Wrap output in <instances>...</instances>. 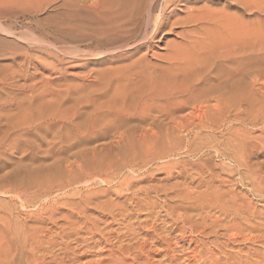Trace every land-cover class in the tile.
Segmentation results:
<instances>
[{
  "label": "bare ground",
  "instance_id": "obj_1",
  "mask_svg": "<svg viewBox=\"0 0 264 264\" xmlns=\"http://www.w3.org/2000/svg\"><path fill=\"white\" fill-rule=\"evenodd\" d=\"M259 2L255 3L262 6L261 8H255V3L250 4L254 7L245 4L242 8L248 12L256 10L253 15L255 20L250 23L252 27L242 21V23L238 21L236 23L238 17L235 15L234 23H230L234 25V28H231L233 26L229 24V21L234 18L227 13L230 7L229 0H54L57 7L69 12L65 27L59 25L50 28V35L44 34L41 41L35 39L34 34H31L29 38L20 35V40L29 42L28 44L38 41L37 44H42L41 49L35 46V49L29 48L31 54L29 52L24 54V60H26L22 67L18 66L19 70L11 73V79L0 81V157L10 151L21 154L24 146L26 147L23 153L29 151L31 158L37 157L39 151L35 152V150L41 149L43 145L52 149L53 146L60 147L65 140L73 139L77 143L76 146L89 141H99L109 137V134H114L113 144L118 146L116 148L118 155L125 156L127 161L120 159L125 160L126 163L120 159L122 165L118 163L120 165L112 166V163L110 173L107 175L102 172L105 167H100L102 164L104 166V163L99 166V170L93 168L91 172L80 161L89 158L85 151L83 154H74L73 161L70 164L67 162L69 179L65 184H55L54 187L52 185L51 191L49 193L45 191L46 193L41 196L46 198L52 195V191L65 193V190L73 189V185L77 184L74 179L78 180V177L82 175L88 183L99 178L103 184H108L115 180L118 172L121 173L125 169L132 170V173L136 172L135 164L128 161L132 153L129 156L122 151V147H125L122 143L126 136L118 131L117 125L123 123L116 122L123 118L146 122L143 126H147L149 121L152 122L150 132L156 129L153 126H158L157 122L165 123L163 128L167 125L178 132L183 131L182 133L184 131L188 133L191 127L193 129L196 127L212 134L220 127L226 126L231 130V137H228L230 141L228 139V142L224 144L226 151H230L233 160L243 168L245 179L248 180L253 193H256L258 197L264 196V163L262 166L256 164V167H254L255 164L251 165V160L258 151L264 155V3H261L264 1ZM222 3L225 4L222 10L213 9ZM3 23L0 18V25ZM1 30L12 36L17 33H15L14 25H5ZM82 31H85L88 48L75 49L79 52L77 54L76 51L65 49V43L71 42L65 37ZM171 36L175 37V40L168 42ZM163 43H166V48L163 49L165 53L155 54L156 45ZM51 46L57 49L62 48L61 54L69 59L79 56H103L109 58L104 60L105 63L118 62L123 65H112L104 73L94 77V81L88 82L90 85L85 87L93 89L92 101L76 100L70 115L65 116L69 112L66 111L59 117L51 118L57 123H43L51 112L36 115V105L39 100L41 106L49 107L45 95L38 94V84L42 83L40 84L42 88H47L53 81L49 80L52 75L45 81H38L36 75L38 65L34 63L40 58L32 55V52L46 51V54H52L57 59L55 61L63 66L65 60L49 50L48 47ZM59 71L63 75V71L61 69ZM195 111H201V114L193 120L192 115ZM185 112L190 113L184 117L179 116ZM73 116L79 120H73ZM81 118H85V122H79ZM100 120L108 123L100 124ZM42 124H49V127L42 130L40 129ZM139 126H141L140 122ZM120 127L122 129L123 126ZM65 128L69 134L64 133ZM100 130H104L105 133L99 135ZM49 135L57 139L58 143L44 141ZM147 135L149 133H144L143 137L147 138ZM155 135L156 133L153 132V136ZM62 148L60 147L61 151H57L54 155L65 154L66 149L62 150ZM103 152L104 150L94 148L92 155L95 158ZM42 153V159L46 160L49 159L52 151ZM137 156L134 154L135 158ZM134 159H132L133 162L136 160ZM149 162L147 164L150 165ZM3 165L4 162H0V171ZM142 166L145 167L143 164ZM42 170L45 172L43 167L36 168L33 172L43 173ZM212 173L215 175L216 172ZM85 180L84 184H87ZM139 180H134L130 176L127 187L124 186L125 189H121L123 186H117L114 197L116 195L120 197L118 193L121 191L134 193V196L136 193L137 195L145 193L142 188L137 190L138 186L142 185V181ZM1 182L2 178L0 187ZM160 184L163 186L155 185L157 187L150 186L151 188L146 189L143 200L142 197H135L145 206L141 203V205L136 204L137 201L130 197L132 201H136L134 202L136 209L131 208L132 203L126 205L127 200L123 204L116 201L111 203V199L110 203L99 204L95 202L99 197L89 194L82 197L79 205H72L71 212L69 211L66 217L62 215L59 219L56 217L58 210L54 209L55 206L52 208L41 204L42 210L45 211V219H42L44 217L42 215L40 216L42 221L38 220L40 228L38 237L34 236L36 240L30 237L32 242H36L34 252L41 250L52 254L53 264H183L182 260H185L184 264H264V212L258 211V208L254 209L252 204L251 207L247 204L242 206L232 204L235 207L227 205L224 191L217 189V185L215 188L209 184L207 189L206 186L203 187L206 190L201 194H192L187 193L186 188H184L185 191H176L179 183L177 185L175 183L173 184L175 186H171L179 204L176 202L177 204L174 203V206L171 204L167 209L160 208L171 220V224L163 223L164 226H162L158 224L160 219L159 212L156 213L157 204L148 202L150 195L167 196L170 194L168 192L172 191V188L168 189L164 183ZM181 185L178 188H181ZM228 190L225 189L226 193ZM0 192L4 195L1 188ZM233 192L228 196L234 195ZM75 195H77L76 192L72 194L74 197ZM228 196L226 198L231 199ZM124 197L125 195L122 198ZM185 202H192L194 205L192 207L180 205ZM92 205L98 208V212L102 211V219H107L106 223H102L104 220L101 222L99 218H90L87 209H92ZM177 211L181 213L179 212L180 214L176 216ZM143 212L147 213L145 219H141L140 216ZM46 213L47 220L52 224L51 228L43 226L48 222ZM114 224L122 226L119 232L113 230L114 228L111 229ZM189 224L191 225L189 230L187 227L183 229ZM54 228L58 231L52 233ZM36 232L33 234L35 235ZM41 234L48 235L47 240L40 239ZM187 244L188 249L185 248ZM54 250H57L58 254H53ZM94 254L97 259L83 262L84 258ZM155 257L161 259L155 261ZM35 258V263L40 264L37 257Z\"/></svg>",
  "mask_w": 264,
  "mask_h": 264
},
{
  "label": "rangeland",
  "instance_id": "obj_2",
  "mask_svg": "<svg viewBox=\"0 0 264 264\" xmlns=\"http://www.w3.org/2000/svg\"><path fill=\"white\" fill-rule=\"evenodd\" d=\"M241 1H246V2L242 3ZM241 1L240 0H237V1L229 0L230 7L227 13L232 18H234V19L230 18L232 20L229 21V24L234 23L233 20H235V15H237L236 17L238 18L235 21L236 23L237 21L238 23L245 22L247 23V26L252 27V24L250 23H253L255 20L254 19L255 16L253 15L256 10H251L250 12H248L247 10H243L242 8H244L245 4L246 6L254 7L250 4L253 3L254 5L255 2L257 3L259 1H264V0H254V1L252 0L253 2H251L250 0H241ZM261 3L263 4L264 2H261ZM258 4H260V2ZM224 5L225 4L222 3L219 6H215L213 9H217V10L219 9L220 11L221 8L223 9ZM257 5L255 6V8L262 7V6L260 7V5L258 6ZM68 17H69V12L64 8L60 9L59 7H57V4L54 3V0H0V18H2L4 22L2 25H0V81L2 79H7V78L11 79L10 77L11 73L14 70H19L18 66L22 67L23 63L26 60V59L24 60L25 58L24 54L26 52H29L31 54V52L28 50L29 48L35 49V47H37L41 49L42 44L41 45L37 44L38 41H33L32 44H28L29 42L20 40L19 38L20 35H25L24 38L26 37L29 38L31 34H34L35 39L41 41V38L43 37L44 34L47 33L50 35V31H49L50 28L56 27L59 25H63L65 27ZM239 17H240V22H239ZM5 25L7 26L14 25L16 29L15 33L16 32L17 33L13 36L3 33L1 28L4 29ZM230 25L233 26L231 28H234L233 24H230ZM73 36H75V38H73ZM65 38L71 40L70 42L71 44L65 43L64 45L66 47L65 49L72 50V51H76L75 49L86 50L89 46L88 42L85 40L86 39L85 31H82L81 33L77 32L75 34L68 35ZM74 39H76L77 41H75ZM174 40H175V37L173 36L168 38V42H171ZM165 48H166V43H163L161 45H156L154 49V53L155 54L165 53L164 52L165 50H163ZM48 49L58 54V56H60L65 61H64V65L60 66V64L56 62L57 59L54 58L52 54H46V51L32 52V55L36 57L39 56L40 58L39 61L34 63L35 65H38L36 69V75H37L38 81H45L47 80V77L49 76L51 77V75L52 77L49 80L53 81L52 85L47 88H42V86L40 85L42 83L38 84L39 86L38 94L45 95L46 102L49 107L41 106V103L39 100L38 104L36 105V109H37L36 115H39V114H42L48 111L51 112V115L47 119H45L43 123H46V122L57 123V122L52 121L51 118L59 117L60 114L65 113L66 111H69V112L65 116L70 115L73 109L74 102L76 100L92 101L94 97L93 95H91V91L93 89H89L85 86L90 85L89 83L94 81L93 80L94 77H98L99 75L104 73L108 68H110L112 65L114 66L123 65L118 62L105 63L104 60H109V58H104L103 56H90V57L89 56L88 57L79 56L76 58L74 57L75 59L73 57H70L69 59L61 54L62 48L57 49L51 46V47H48ZM77 53L79 52L76 51V54ZM67 62H70V63H67ZM60 69L63 71V75L59 71ZM86 76L88 78H86ZM89 77H92V78L89 79ZM14 93H17V92H14ZM189 113L190 112H185L183 114H180L179 116L184 117L188 115ZM200 114H201V111L200 112L195 111L194 115H192V119L195 120L197 116ZM72 119L75 121L79 120V118H74V116L72 117ZM82 121L85 122V118H81L79 122H82ZM119 122L123 124L117 125V126L119 127L123 126V127L122 129H120L121 127L120 128L118 127V131H120V133L126 136L124 139L126 142L123 141L124 143H122L123 146H125V147H122L123 148L122 151L123 153L125 151L129 156L131 155L130 153H132L133 156L131 155L128 161H130L132 164L133 163L135 164L134 166H135L136 172L132 173L133 172L132 170L130 171V169L128 170L125 169L124 171H122L123 173L118 172L117 177L116 178L114 177L115 180H113L112 182H109L108 184L107 183L103 184L102 180L99 178L97 179L95 178L94 181H90L88 183L87 180H85L86 179L85 176L82 175L81 177H78V180H75L76 178L74 177L75 178L74 181L77 182V184L73 185V189H70V190L67 189L65 190L66 191L65 193L52 191L51 196L46 197V198L45 197L41 198L42 194L46 192L49 193L51 191L50 188H52V185L54 187L55 184L59 185V184H65L67 182V180L69 179L68 177L70 176L67 174L68 169L66 168H67L68 163L70 164L73 161L72 157L74 154H80V153L83 154L85 151V154H87L89 158H85L82 160L79 159L81 162H83V164L82 163L81 164L84 167H87V169L89 168L90 171L91 170L93 171V168H96L97 170H99L100 167L101 168L105 167L104 170H102V172L109 175L110 173L109 169L112 163H113L112 166H117L122 163L120 160L125 159V156L120 157L118 155V149H116L118 148V146L117 145L114 146L113 144L114 134H109L108 135L109 137H106L105 139H101L99 141H89L83 144L80 143L76 146L75 144L77 143L73 139L65 140V142L62 143L60 146L61 148L66 147V148H62V150L66 149L65 154L57 153L56 156L54 154H56L57 151H61L59 150L60 148L58 147L59 145L53 146L54 148L52 149H50L46 145H43L41 149L35 150V152L39 151V154L37 157H32L33 159L29 156L30 155L29 151H26L27 153L25 152L23 153L26 146L23 147L24 149L21 154L20 153L16 154L14 151H10L8 154L0 157V162L2 163L4 162L3 168L0 171L1 173L0 177L2 178V182H3V183L1 182L2 186L0 188H1V191L4 192V195L0 194V264H36L34 261V259H36L35 257H37V260L40 264H53L51 262L52 254H49L41 250L39 251L35 250L34 252L33 250L34 248H36V245H34L36 244V242L35 241L32 242V240L33 239L36 240V237H38V232H39L38 230L40 228L38 224L40 222L38 220L41 219L42 215L44 216L42 217V219H45V211L42 210L41 204H44L45 206L52 207V208L55 206L54 209L58 210L57 212L58 215H56V217L59 218V216H62V215H65L64 217H66V215L69 214V211L71 212V208L73 207L72 205H79L81 203L82 197L83 196L86 197L89 194L91 195L94 194L93 196L99 197V198H96V201H95L96 203H99V204L103 202L104 203L109 202L111 199L110 201L111 203L113 201H116L117 203L123 204L127 200L128 203L126 205H129L131 203L133 204L136 201H137L136 204L141 205L142 203L140 202L141 203L140 204L139 201L136 200L137 198L135 197H138V196L140 198L142 197V200H143V198L145 197L144 194L146 193V189L151 188L152 186L154 187L155 185H157L158 187L159 185L163 186L160 184L161 182L164 183L165 186L167 185L168 189L172 188V186H175L179 183V185L176 186L177 189L175 188L176 191H179V190L183 191L184 188H186L188 189L187 193L191 192L192 194H195V193L201 194V192L205 191L207 189V186L211 184L215 188L217 185L218 186L217 189L219 188V190H222L221 192L224 191L223 194L226 199L227 205L229 204L231 206L232 204H235L236 206H242L243 204H247L248 207H251V204H252L254 209L257 210L258 208V211L264 212V196L258 197L256 193H253L248 180L245 179L243 168L239 167L236 161L233 160L232 153L230 151L229 152L226 151L227 148L224 144H226L228 142V139L231 137L230 136L231 130L229 129V127L227 128L226 126L223 128L220 127L221 129H224V128L225 129L221 130L219 128L217 132L212 133L214 135L213 136L211 133H209V131H206V130L204 131L198 128L196 129V127L194 129L191 127L190 128L191 131L189 130L188 133L186 131H184V133H182L183 131L182 132L179 131L180 132L179 133L178 130L168 127L167 125L165 126V128H163L165 123L161 124V122L160 123L157 122L158 126L157 125L153 126L156 128L153 131L156 133V135L153 136V132H150L151 131L150 128L152 127L151 125L152 122L150 123V121H149L150 125L149 123H147L148 124L147 126L146 125L143 126L146 122H142L140 120L131 119V118H123L122 120H119L116 123H119ZM139 122L141 126H139ZM87 123H88V120H87ZM99 123L103 124V123H108V122H105L104 120H100ZM127 123H130V124H127ZM77 124L80 125V123H77ZM48 127H49V124L40 125V129L42 130L47 129ZM236 127L237 126H234L235 129H238ZM63 131L65 134H69V131H67L66 128ZM123 132H126V133H123ZM73 133H75V130H73ZM104 133H105L104 130H100L99 135H102ZM144 133H147V134L149 133V135H147V138L143 137ZM52 135H49L48 139L44 141L48 143H58V140L53 138ZM198 139L199 141H197ZM200 141H201V144H199ZM41 142L42 140L39 141V144ZM81 145L82 146L84 145V146L80 147ZM106 145L110 147H107ZM76 147H79V148L77 149ZM105 147H107L108 150ZM94 148H99V150H104L103 154L101 153L95 156L94 158V156L92 155V150ZM101 148H105L106 151L105 149H101ZM50 150L52 151V153L49 155V159L43 160L42 152H48ZM134 154L138 156L135 158ZM68 158H70L71 160ZM157 158L160 160H158ZM132 159H134L135 161L133 162ZM161 159H164V160H161ZM256 159H257V163H255ZM88 160L89 162L91 161L90 164ZM125 160H122V161L126 163L127 160L126 161ZM252 160H255V161L252 162ZM252 160H251L252 166H254V164H255L254 167H256V164L257 165L261 164L262 166V163H264L263 153L258 151V154L256 156L254 155ZM149 161H151V163ZM148 162L150 163V165L147 164ZM91 163H93L92 166H90ZM102 163H104V166ZM205 163L206 165H204ZM142 164L145 165V167L142 166ZM201 164H203L205 167ZM139 165L141 166L140 168H139ZM206 166H208V168H206ZM40 167H43V169H45V172L47 171V173H45L44 170H42L43 173L37 172L36 174L33 172L36 168L39 169ZM209 170L211 171V173ZM179 171H181V173H179ZM30 172H32L33 174ZM212 172H216L215 173L216 176ZM206 174L209 176H207ZM145 175L147 177H145ZM148 175L151 177V179ZM170 175L172 178L170 177ZM130 176H132L134 180L138 181L140 179L139 181H142V185L140 184L137 190L139 188H142L143 191H145V193H141L139 195H137L136 193V196H134L133 195L134 193L132 194L127 191L126 192L121 191L118 193L120 197H118L117 195L116 197H114L116 194L115 193L116 189L118 188L117 186H123L121 189H125L127 187V181L129 180ZM178 176L180 177L182 176V177L180 178ZM202 177L205 179H203ZM220 177L221 179H219ZM84 180L87 184H84ZM204 180L205 182H203ZM219 180L221 182H219ZM243 180L245 181L244 183H243ZM181 182L183 183L182 185H181ZM202 182H203V185H202ZM224 183H228V184L225 185ZM180 185L182 187L178 188V186L180 187ZM183 185H187V186H183ZM197 186H201V187H198L199 188L198 189ZM205 186H206V189L203 188ZM35 187L38 190H36ZM108 189L111 191V193H109L110 191ZM225 189L226 190L229 189L232 191L229 192L228 190L226 193ZM171 190L172 191L168 192V194L169 193L170 194L167 196H164V194H159L158 196L150 195L149 197L150 201L148 200L149 203L152 202L150 204H153V203L157 204L156 213L159 212V219H160L159 220L160 222L158 224L162 226H164L163 223H165L166 225L167 224L169 225V223L171 224V220L167 218L166 213L164 211H161L162 209L160 210V208L164 207L167 209L169 206H171V204L173 205L174 203L175 204L178 203V199L174 197L175 194L173 193V188ZM30 191L31 192L34 191V192L31 193ZM74 192L77 193L75 197L72 196ZM228 192L230 194L232 192L233 194L235 193L234 195L236 196V198L234 195L228 196L229 194ZM25 193H27L26 194L27 196L25 195ZM23 194L24 196H22ZM102 194H105V195H102ZM123 194L125 195L124 197L125 200L124 198H122L124 196ZM240 195H242V197ZM226 196H228V198H231L233 202L231 201V199H227ZM130 197L132 199L134 198L136 201H132ZM259 199L261 201H259ZM187 203L189 205H187ZM132 204H131V208L134 207V209H136L135 203L133 205ZM180 205H182L183 207H192L194 204H192V202H185ZM235 205H232L231 207H235ZM247 205H244V206L246 207ZM91 207L92 209L90 210L87 209L89 211L88 212L89 216H91L90 218L92 219L99 218L100 221L101 220L103 221L104 219H102V216H103L101 213L102 211L98 212L99 210L95 205H92ZM259 207L261 208V210ZM177 212H176V216L181 213V211H179L180 213L179 212L177 213ZM140 214H141L140 215L141 219L143 218L145 219L147 216L146 212H143ZM46 215H47L46 221H48L47 222L48 224L46 223L43 226L45 227L49 226L47 228H51L52 224L49 222V220H47L48 218L47 213ZM174 216H175V213H174ZM42 219L40 221H42ZM106 221L107 219H105L102 223L104 222L106 223ZM117 225L114 224L113 227H111V229L114 228L113 230L118 231L119 228H121L122 226L119 224ZM101 226L104 227L103 224H101ZM190 226H191L190 224L189 226L186 225L184 226L185 228L183 229H186L187 227V229L189 230ZM32 227H33V230H32ZM53 230H52V233L58 231L56 228H54ZM35 231L37 232L34 235L33 233H35ZM34 236L36 237L34 238ZM47 236L44 234L43 235L41 234L42 238L40 239L47 240ZM30 237L32 238V240ZM187 246L188 244L185 247L186 249H188L189 247ZM53 254H58V251L54 250ZM94 258L97 259L95 257V254L94 256H91V257L88 256L87 258H84L83 262L85 263L91 262ZM160 259H161L160 257H155V261L160 260ZM182 261H183L182 263L184 264L185 260H182Z\"/></svg>",
  "mask_w": 264,
  "mask_h": 264
}]
</instances>
